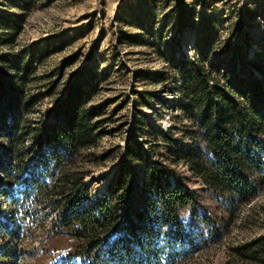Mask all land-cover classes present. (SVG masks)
Here are the masks:
<instances>
[{
  "label": "rangeland",
  "instance_id": "1",
  "mask_svg": "<svg viewBox=\"0 0 264 264\" xmlns=\"http://www.w3.org/2000/svg\"><path fill=\"white\" fill-rule=\"evenodd\" d=\"M263 45L264 0H0V61L31 62L28 124L51 120L45 109L79 71L93 83L85 106L93 111L95 142L75 159L91 194L107 189L134 138L144 154L133 163L137 178L145 161H162L194 190L196 213L215 217L218 237L176 264H264V186L229 213L175 153L192 125L181 105L179 66L206 51V68L242 73L232 53L241 52L247 67L264 66ZM24 138L23 146L32 144ZM4 178L0 170V183ZM9 208L0 196V220ZM54 216L47 207L23 221L16 264L58 257L48 231ZM8 239L0 229V249Z\"/></svg>",
  "mask_w": 264,
  "mask_h": 264
},
{
  "label": "trees",
  "instance_id": "2",
  "mask_svg": "<svg viewBox=\"0 0 264 264\" xmlns=\"http://www.w3.org/2000/svg\"><path fill=\"white\" fill-rule=\"evenodd\" d=\"M240 53L231 59L242 73L206 68V51L179 66L181 105L192 125L175 153L229 213L264 186V66L247 67ZM30 63L0 61V196L14 208L0 220L9 238L0 264H16L23 221L37 220L47 207L55 209L48 231L59 253L48 264H176L218 237L215 217L196 213L194 190L172 167L150 159L136 177L133 163L144 157L137 139L126 140L107 189L91 194L75 159L95 142L93 111L85 106L93 83L79 71L45 109L51 120L32 126L25 88ZM25 135L32 137L29 146Z\"/></svg>",
  "mask_w": 264,
  "mask_h": 264
}]
</instances>
